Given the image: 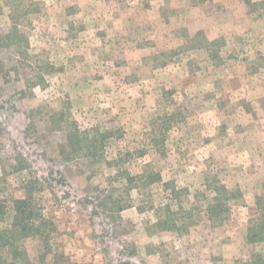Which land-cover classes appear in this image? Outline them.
<instances>
[{
	"label": "rangeland",
	"instance_id": "1",
	"mask_svg": "<svg viewBox=\"0 0 264 264\" xmlns=\"http://www.w3.org/2000/svg\"><path fill=\"white\" fill-rule=\"evenodd\" d=\"M261 1L0 0V200L33 195L56 228L45 259L24 242L33 264L264 259L247 239L264 196ZM145 171L162 182H127ZM220 185L237 197L215 225ZM168 211L182 231L158 227Z\"/></svg>",
	"mask_w": 264,
	"mask_h": 264
},
{
	"label": "trees",
	"instance_id": "2",
	"mask_svg": "<svg viewBox=\"0 0 264 264\" xmlns=\"http://www.w3.org/2000/svg\"><path fill=\"white\" fill-rule=\"evenodd\" d=\"M264 6V0L260 3H252V7ZM203 32H199L197 35H202ZM8 37H12L8 36ZM8 38V39H10ZM11 41H14L11 39ZM214 45V42L204 40V43H197L195 47L210 49ZM194 47V46H193ZM213 59H220L218 53L212 55ZM69 132L68 135V147L70 151L68 154H64L67 160L72 159L77 153L82 150L83 137L78 128ZM101 142H90L89 148L96 147ZM142 174L131 177L126 174V180L128 183H140L144 181L146 177L151 179V183H161V175L152 173L150 175ZM165 191L169 192L173 197L176 208L182 210L181 197L188 193L186 189H179L173 182L163 183ZM215 197L213 203L208 206L209 219L212 224L223 225L225 223V217L230 211L228 207V201L232 200L236 196V192H231L226 186L220 185L214 189ZM37 198L31 194H25L23 197L12 199L8 207H6V201L0 200V219L3 221L10 214L12 219L7 228L0 230V264H33L27 249L24 246V242L29 238H37L43 245L44 254L42 258L45 259L51 252V239L56 228L54 223L47 218L41 207L36 203ZM38 201V200H37ZM257 216L252 219L248 228L247 239L250 243H263L264 244V196L257 198L256 202ZM179 214V211H168L165 220H160L158 227L162 230L180 232L181 226L176 223L175 216ZM220 220V222H215ZM218 223V224H216ZM257 264H264V259L261 255L257 254Z\"/></svg>",
	"mask_w": 264,
	"mask_h": 264
}]
</instances>
